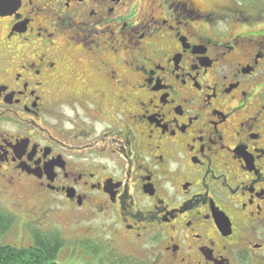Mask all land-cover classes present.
I'll list each match as a JSON object with an SVG mask.
<instances>
[{"label": "flooded vegetation", "instance_id": "flooded-vegetation-1", "mask_svg": "<svg viewBox=\"0 0 264 264\" xmlns=\"http://www.w3.org/2000/svg\"><path fill=\"white\" fill-rule=\"evenodd\" d=\"M220 9L0 0V234L30 189L31 215L155 232L154 262L232 263L264 223V28L219 30Z\"/></svg>", "mask_w": 264, "mask_h": 264}, {"label": "rangeland", "instance_id": "rangeland-1", "mask_svg": "<svg viewBox=\"0 0 264 264\" xmlns=\"http://www.w3.org/2000/svg\"><path fill=\"white\" fill-rule=\"evenodd\" d=\"M205 8L217 9L221 6L214 22L219 30L230 27L232 31H246L264 28V0H198ZM228 8V9H226ZM231 9V11L229 10ZM231 14L239 21L231 20ZM0 195L8 196L0 192ZM26 206L17 207L16 226L0 234V244L26 247L31 244V231H57L63 239V245L56 259L60 264H170L166 257L154 262L157 239L151 231L141 244L130 242L123 231L114 232L116 225L113 218L93 217L75 221L67 213L54 212L49 217L31 215V209L38 208V197L29 189L20 193ZM34 205L35 207H32ZM13 206V205H11ZM21 208V209H20ZM29 208V210L27 209ZM28 210V211H27ZM41 209H37V211ZM39 212V211H38ZM244 227V225H240ZM248 235L243 236L245 245L232 253L231 264H264V223L246 226ZM239 233V232H238ZM250 243H260L263 248L255 250Z\"/></svg>", "mask_w": 264, "mask_h": 264}, {"label": "trees", "instance_id": "trees-1", "mask_svg": "<svg viewBox=\"0 0 264 264\" xmlns=\"http://www.w3.org/2000/svg\"><path fill=\"white\" fill-rule=\"evenodd\" d=\"M31 234L32 242L27 247L0 246V264H59L56 256L63 245L60 234L55 230L38 229Z\"/></svg>", "mask_w": 264, "mask_h": 264}, {"label": "water", "instance_id": "water-1", "mask_svg": "<svg viewBox=\"0 0 264 264\" xmlns=\"http://www.w3.org/2000/svg\"><path fill=\"white\" fill-rule=\"evenodd\" d=\"M214 216L218 224V228L222 232V234L226 235L231 233V223L224 212L219 211Z\"/></svg>", "mask_w": 264, "mask_h": 264}]
</instances>
